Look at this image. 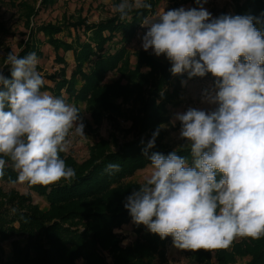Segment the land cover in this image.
<instances>
[{"label":"clouds","instance_id":"clouds-1","mask_svg":"<svg viewBox=\"0 0 264 264\" xmlns=\"http://www.w3.org/2000/svg\"><path fill=\"white\" fill-rule=\"evenodd\" d=\"M196 3L143 19L142 48L163 55L173 75L211 74L214 90L203 96L212 107L175 115L190 160L176 150L148 155L159 130L153 133L144 150L151 172L124 207L134 224L171 237L178 249H226L237 237H264V21L251 14L213 17L203 7L207 0ZM149 8L146 0H120L112 10L123 21ZM38 65L35 52H9L0 66V178L10 165L13 185L70 182L76 173L61 154L70 137L85 136L79 109L42 91Z\"/></svg>","mask_w":264,"mask_h":264},{"label":"trees","instance_id":"trees-1","mask_svg":"<svg viewBox=\"0 0 264 264\" xmlns=\"http://www.w3.org/2000/svg\"><path fill=\"white\" fill-rule=\"evenodd\" d=\"M31 1L38 6L36 9L26 2L11 5L22 12L26 27L30 26L31 18L39 9H47L56 3V0ZM170 1L172 9L179 8L180 4H189V9L200 6L196 0ZM119 2L115 0L114 5ZM146 2L151 8L134 10L123 21L116 13L96 24L87 23L80 16L75 22H70L64 15L62 24L48 23L36 27L34 35L42 34L55 53L62 50L64 53L71 51L74 55V67L67 78L66 60L56 53L54 61L62 68L57 74L48 76L53 85L45 84L42 91L61 98L64 91L68 101L75 105L85 104L94 125L103 119L110 122L121 118L129 120L131 126L127 133L134 134L132 140L121 145L114 141L93 144L88 160L80 164L62 153L66 164L75 170V177L70 182L60 181L48 187H29L30 191L47 200L49 209L46 211L32 206L28 196L6 195V201H0V264H106L104 252L110 256L112 264H165L171 237L161 239L145 226L133 223L136 238L131 245L121 247L122 239L114 232L123 224L132 222L124 203L139 185L127 179L137 171L151 167L144 150L154 132L159 130V135L155 147L147 149L148 155L171 152L160 145L163 132L159 126L168 119L163 104L157 103L161 90L165 86L171 87L172 93L162 96L165 102L176 105V98L182 93L181 81L198 78H190L188 74L173 75L171 64L163 55L157 57L147 51L135 52L136 63L131 65L126 47L134 39L143 19L155 14L161 0ZM231 2L233 15L251 14L264 21V0ZM70 28L78 34L74 42L54 39ZM4 30L0 23V31ZM23 42L19 44L22 47L17 54L19 57L35 52L29 38ZM9 52L10 49L5 50V56ZM35 53L40 55L39 51ZM3 59L5 61L6 57ZM3 72L10 76L7 66ZM108 74L118 75V78L106 82ZM117 100H121V105ZM147 131L149 133L145 135ZM176 151L191 159L185 146ZM110 164H118L119 170H109ZM15 175L9 165L0 181L10 182ZM17 235L21 239L12 240ZM5 241L10 242L9 257L1 249V243ZM189 257L194 264H210L212 257L216 264H232L245 258H249L246 264H264V237H242L226 249L189 250Z\"/></svg>","mask_w":264,"mask_h":264},{"label":"rangeland","instance_id":"rangeland-1","mask_svg":"<svg viewBox=\"0 0 264 264\" xmlns=\"http://www.w3.org/2000/svg\"><path fill=\"white\" fill-rule=\"evenodd\" d=\"M114 1L115 0H56V3L53 6L47 9H39L35 17L31 18L30 26L26 27L22 17V12L11 5H17L20 2H26L29 6L35 7V9L38 6L35 5L31 0H0V23L5 29L4 32H7L5 34L4 32L0 31V66H3L5 63L3 59L6 57L5 50L10 49L13 54L17 55L20 51L19 49L22 48L19 46L20 41L25 42L29 38L32 46L36 48L35 52H40V55L37 56L39 59L38 71L43 76L45 84L52 86L53 82L48 79V76H51L55 73L57 74V72H59V70L62 68V65L55 63L54 59L57 52L55 53L54 50L46 43V38L42 34H38L36 36L34 35L36 32V27L48 23L62 24V18L64 15L69 19L70 22H75L78 16H80L81 18H85L87 23L96 24L114 15L112 10ZM179 6L185 7L186 9H189L190 7L189 4H180ZM203 7L206 8L213 17H217L222 12L224 14L233 15V5L231 0H207V3H204ZM171 9L172 3L170 0H161L155 10V14L149 18H154L160 12ZM146 31L147 29L140 25L134 39H132V42L126 47L130 54L129 59L131 65L136 63L135 52L145 51L142 48V36ZM77 35L78 34L76 31L70 28L61 32L60 34H57L54 39L56 38L57 40L64 43H71L74 42ZM80 38L81 40H84L82 35H80ZM110 49H112V47ZM147 52L153 53L151 49H149ZM57 54L63 56L66 60V76L68 78L74 67L73 52L70 51L64 53L62 50H60ZM4 68L5 67H3V70ZM186 74L188 73L185 72L180 75ZM116 78H118V75L108 74L105 81L111 82ZM214 83L215 81L211 74H208L205 77H198L194 80L185 79L181 81L182 93L181 96L176 98V101H178V104L176 103V105L174 103L170 104L164 101L165 95H167V93H172V89L168 86L163 87L160 92V98L157 100L158 104H163V110L168 116L167 121L159 126V129L163 132V138L160 141V145L163 148L173 151L184 146L185 141L179 138L180 123L179 121L175 120V115L177 113L185 112L189 108H211L212 106L205 102L203 94L205 90L209 92L213 91ZM62 96L67 103L75 105L73 101L67 100V96L65 95L64 91H62ZM117 102L121 105V100H117ZM75 106L80 111V118L85 126V136L70 137V149L64 154L65 156L72 158L76 164H80L88 160L89 149L93 144L102 143L104 141H114L116 144L121 145L122 143L132 140L134 133H127V130L131 126L129 120L123 121L121 118L117 119L115 122H110L109 120L103 119L101 123L94 125L92 124L90 113L86 110V105L77 104ZM148 133L149 131H147L145 135ZM150 172L151 167H147L143 170L137 171L132 177L128 178L127 181L140 185L143 183L144 177L149 175ZM0 191L2 194L0 201L2 203L6 201V195L9 193H15L19 196H28L27 198L30 200L29 203L32 206H37L39 210L46 211L49 209L47 200L44 197L34 193L32 190L30 191L29 187L26 185H13L9 181H0ZM15 226H17V224H15ZM78 227L82 228L81 226ZM133 228V222H130L127 225L123 224L118 229H115L114 232L122 239V241H120L121 247L129 246L134 242L136 236L133 232ZM18 239H21V237L18 235L12 238V240ZM241 239L242 237H237L234 240L238 242ZM1 249L7 257L11 255V246L9 241L2 242ZM102 254L105 259V263L112 264L110 256L106 252ZM248 260L249 258H245L242 260H237L232 264H246ZM80 262L81 261L78 263ZM209 263L216 264V261L212 257ZM165 264L194 263H192L190 260L189 250L178 249L174 246L172 240V242L167 246Z\"/></svg>","mask_w":264,"mask_h":264}]
</instances>
